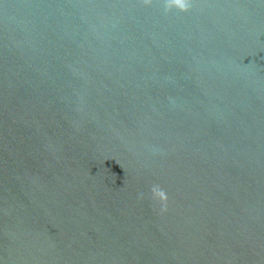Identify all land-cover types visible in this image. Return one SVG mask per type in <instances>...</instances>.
Masks as SVG:
<instances>
[{
  "label": "water",
  "instance_id": "95a60500",
  "mask_svg": "<svg viewBox=\"0 0 264 264\" xmlns=\"http://www.w3.org/2000/svg\"><path fill=\"white\" fill-rule=\"evenodd\" d=\"M0 264H264V0H0Z\"/></svg>",
  "mask_w": 264,
  "mask_h": 264
},
{
  "label": "clouds",
  "instance_id": "9594fccd",
  "mask_svg": "<svg viewBox=\"0 0 264 264\" xmlns=\"http://www.w3.org/2000/svg\"><path fill=\"white\" fill-rule=\"evenodd\" d=\"M171 6H172V3L169 2V4L167 5V7H171ZM177 7L183 9V8L187 7V5L186 4H179V5H177Z\"/></svg>",
  "mask_w": 264,
  "mask_h": 264
}]
</instances>
